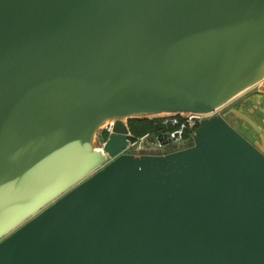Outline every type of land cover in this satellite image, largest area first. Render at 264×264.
<instances>
[{
    "label": "water",
    "instance_id": "95a60500",
    "mask_svg": "<svg viewBox=\"0 0 264 264\" xmlns=\"http://www.w3.org/2000/svg\"><path fill=\"white\" fill-rule=\"evenodd\" d=\"M263 76L264 0H0V264H264Z\"/></svg>",
    "mask_w": 264,
    "mask_h": 264
},
{
    "label": "built area",
    "instance_id": "2783aa9c",
    "mask_svg": "<svg viewBox=\"0 0 264 264\" xmlns=\"http://www.w3.org/2000/svg\"><path fill=\"white\" fill-rule=\"evenodd\" d=\"M249 90H252L255 93H259L264 96V76ZM227 107L228 106L226 105L219 108L217 110V113H224L225 110L223 111V109ZM208 116L209 115L203 113H171L157 116L161 119L162 125H164L168 129L159 134L148 132L143 135H134L131 131L128 143L122 151H135L137 154H139V152L142 150H164V144L161 142V138L165 137L166 133H168L167 138L170 139V142L178 141L179 143L186 146L189 143V138L194 135L199 125V121ZM113 124V121L107 123L102 129V132H106L108 134L112 130ZM186 132L188 133L187 135L185 134Z\"/></svg>",
    "mask_w": 264,
    "mask_h": 264
},
{
    "label": "rangeland",
    "instance_id": "374dc122",
    "mask_svg": "<svg viewBox=\"0 0 264 264\" xmlns=\"http://www.w3.org/2000/svg\"><path fill=\"white\" fill-rule=\"evenodd\" d=\"M236 102H243L245 100L247 101H251V105H257L259 104V107L257 110H254L253 113L257 116H261L262 117V124L264 125V96L261 94H257L252 90H248L243 92L242 94H240L239 96H237V98L235 99ZM260 102V103H259ZM258 103V104H257ZM229 105V104H228ZM227 105V106H228ZM226 108L223 109V111ZM100 113V111H99ZM228 120L237 128L238 131H240L245 137H247L249 140H253L255 139V136L251 133L250 129L248 127H246L238 118H235L232 115H228L227 116ZM103 132H98L99 136L101 137V140L103 139ZM104 134V133H103ZM192 142V137L189 138V143ZM184 145L179 143L178 141H172L169 143L164 144L163 148L165 151H169V150H173V149H177L180 147H183Z\"/></svg>",
    "mask_w": 264,
    "mask_h": 264
},
{
    "label": "trees",
    "instance_id": "16d2710c",
    "mask_svg": "<svg viewBox=\"0 0 264 264\" xmlns=\"http://www.w3.org/2000/svg\"><path fill=\"white\" fill-rule=\"evenodd\" d=\"M129 125L134 135H143L148 132L159 134L168 129L162 125L161 119L159 117L130 118ZM185 134L187 135L188 133L186 132ZM103 136L106 137L107 133L104 132Z\"/></svg>",
    "mask_w": 264,
    "mask_h": 264
},
{
    "label": "flooded vegetation",
    "instance_id": "af4514ba",
    "mask_svg": "<svg viewBox=\"0 0 264 264\" xmlns=\"http://www.w3.org/2000/svg\"><path fill=\"white\" fill-rule=\"evenodd\" d=\"M243 102H245V101H243ZM242 102V103H243ZM258 104V103H257ZM231 105H235V106H239V105H241V102H236V100H233L230 104H229V106H231ZM249 106H251V107H254V110H257L258 109V107H259V104H258V106L257 105H251V104H249Z\"/></svg>",
    "mask_w": 264,
    "mask_h": 264
},
{
    "label": "crops",
    "instance_id": "0c3cea01",
    "mask_svg": "<svg viewBox=\"0 0 264 264\" xmlns=\"http://www.w3.org/2000/svg\"><path fill=\"white\" fill-rule=\"evenodd\" d=\"M259 94V93H258Z\"/></svg>",
    "mask_w": 264,
    "mask_h": 264
}]
</instances>
